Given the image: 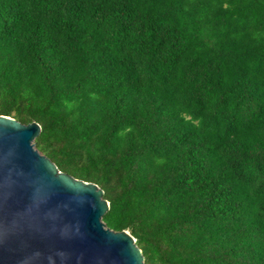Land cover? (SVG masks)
<instances>
[{
	"label": "trees",
	"instance_id": "1",
	"mask_svg": "<svg viewBox=\"0 0 264 264\" xmlns=\"http://www.w3.org/2000/svg\"><path fill=\"white\" fill-rule=\"evenodd\" d=\"M0 114L145 264H264V0H0Z\"/></svg>",
	"mask_w": 264,
	"mask_h": 264
},
{
	"label": "water",
	"instance_id": "2",
	"mask_svg": "<svg viewBox=\"0 0 264 264\" xmlns=\"http://www.w3.org/2000/svg\"><path fill=\"white\" fill-rule=\"evenodd\" d=\"M40 132L0 114V264H145L135 237L103 220L104 190L41 153Z\"/></svg>",
	"mask_w": 264,
	"mask_h": 264
}]
</instances>
